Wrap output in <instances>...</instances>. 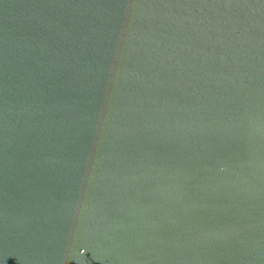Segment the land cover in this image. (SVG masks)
Listing matches in <instances>:
<instances>
[{"label":"water","instance_id":"95a60500","mask_svg":"<svg viewBox=\"0 0 264 264\" xmlns=\"http://www.w3.org/2000/svg\"><path fill=\"white\" fill-rule=\"evenodd\" d=\"M0 264H264V0H0Z\"/></svg>","mask_w":264,"mask_h":264}]
</instances>
